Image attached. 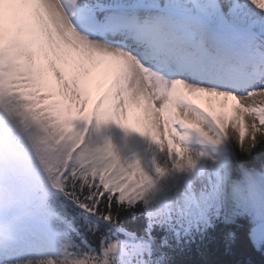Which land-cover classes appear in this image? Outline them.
Masks as SVG:
<instances>
[{
	"label": "snow or ice",
	"instance_id": "6c2138e0",
	"mask_svg": "<svg viewBox=\"0 0 264 264\" xmlns=\"http://www.w3.org/2000/svg\"><path fill=\"white\" fill-rule=\"evenodd\" d=\"M5 102L93 165L87 198L96 209L105 199L134 204L155 182L139 160L121 166L111 140L93 135L107 125L174 155L178 170L180 161L191 169L193 144L264 141V0H0ZM261 185L264 172L253 181ZM245 211L264 242V194ZM165 215L192 222L206 207Z\"/></svg>",
	"mask_w": 264,
	"mask_h": 264
},
{
	"label": "trees",
	"instance_id": "16d2710c",
	"mask_svg": "<svg viewBox=\"0 0 264 264\" xmlns=\"http://www.w3.org/2000/svg\"><path fill=\"white\" fill-rule=\"evenodd\" d=\"M19 133L23 135L32 163L43 168L47 172L44 176L56 186L63 154L69 147L33 140L31 131H24L22 127H19ZM73 163L62 180L64 196L58 192L47 196L40 215L46 224L61 230L62 237L70 240L76 256L87 260V264H105V261L107 264H161L162 256L166 264H264V243L256 248L248 237L257 222L245 209L258 194L251 193L246 184L238 190L236 197L238 203L243 202L244 210L234 216L232 223L223 219L222 210H215L216 204H221L220 199L208 203L203 196L187 200L184 206L206 207L204 218L189 222L173 216L165 222V213L173 210L152 216L151 205L142 199L134 204L113 200L110 206L105 199L96 209L95 201L87 198L92 191L88 185L93 165L80 154ZM42 187L32 181L29 193L37 196ZM261 192L264 194V185ZM200 200H204L205 205H201ZM81 203H86L88 210L79 207ZM233 206L239 207L236 203ZM105 215L108 220L104 219ZM114 228L126 230L137 239L124 240L125 236ZM149 240L156 242L159 252ZM112 246L115 247L110 251Z\"/></svg>",
	"mask_w": 264,
	"mask_h": 264
},
{
	"label": "bare ground",
	"instance_id": "6f19581e",
	"mask_svg": "<svg viewBox=\"0 0 264 264\" xmlns=\"http://www.w3.org/2000/svg\"><path fill=\"white\" fill-rule=\"evenodd\" d=\"M93 135L111 140L113 148L124 166L139 160L143 170L157 184L165 183L168 180L176 182L182 172L188 168L184 161H180L185 166L183 170H178L174 167L176 163L174 155L169 157L166 151H160L145 137L134 132L125 133L123 129L114 124L105 126L98 134L94 132ZM191 147L192 160L197 157L196 151L201 156L207 151H211L221 157L229 166V185H233L239 178H248L254 171L264 172V141H261L255 148L249 147L248 142L245 141L244 148L241 149L237 146L234 136H231L227 142L218 147L198 144H193ZM157 167L163 168L165 173L158 174L155 171ZM207 178H209V173L203 174L198 181L201 183ZM2 192L4 191L0 190V193ZM2 201L3 194H0V203ZM10 210L15 211V208L11 206ZM0 231L1 238L24 249V254L19 259L7 261L10 264H50V262L52 264H69L61 255L46 250V247L50 245L45 242L44 237L34 236L31 231L26 230L1 229ZM31 244L36 248V252L28 250Z\"/></svg>",
	"mask_w": 264,
	"mask_h": 264
},
{
	"label": "rangeland",
	"instance_id": "374dc122",
	"mask_svg": "<svg viewBox=\"0 0 264 264\" xmlns=\"http://www.w3.org/2000/svg\"><path fill=\"white\" fill-rule=\"evenodd\" d=\"M5 104H7V103L5 102ZM7 108H8V111H9L11 117L19 118V119H22L24 121H27V122L31 123L21 113H19L17 111H13L8 106H7ZM35 127L37 128V133L45 136V134L37 126H35ZM192 162H193V164H192L191 169L187 168L186 171H183L182 175H181V178L176 183V187L175 188L178 190V192H181L183 190L184 182H182V180H187V178H190L191 180H198V179L202 178V174L203 173H207V171H208L207 167L210 164L209 161H208V158H206L205 161H198V159H195V160H192ZM223 164H224L223 162H219L218 164H216V166L221 167ZM221 173H223V169H222V171H221V169H219V174H221ZM259 173H261V172L260 171H254L253 173H250L249 178L251 179L252 183L254 181V180H252V178L255 179ZM245 179L246 178H239L238 180H236L233 183V186L227 184L228 182L226 181L227 186H225L220 191L221 195H220L219 199H220L221 204H222V202L224 203V201L226 200L228 202V204L232 206V210L231 211H229L227 213L224 212V216H225L224 219H226V220H233L234 216L239 215L240 213H242L241 211L244 208L243 207L244 204H243V202L238 203L236 197H237L238 190L241 189L242 187H244L245 182H241V181H243ZM215 181H216V177L214 175H212L210 177L209 181L207 183H205V185H202V186H204V192L205 193L209 192V190L212 189V184ZM170 182L172 184L175 183L174 181H170ZM0 183H7V184L12 185L14 187L15 196H16V204H17L21 200V195L20 194L22 192V182L20 180H16V179L5 180L4 181L3 179L0 178ZM202 186L200 185V183H197L196 188L198 190H200V189H203ZM228 186H230V189L228 190L229 193L226 192V188H228ZM250 187L251 188H248V190L251 191V193H256V192L253 191L254 188H252V186H250ZM259 187H260V189H258L256 187V190L257 191L259 190V192H257L258 195L262 194V192H261L262 185L259 186ZM171 188H173L171 185L163 187V188H160L158 185L146 184L145 187L142 190L146 192L147 197H149L153 202H157L159 200L161 202V201H165L166 197L171 198V196H170L171 193H172L171 192ZM222 194H224V196ZM197 195H199V193H197ZM225 195H226V198H225ZM181 197H182V195L178 194L177 196H173V198H171V201L173 199L172 204H173V208L174 209L184 206V203H183V200L181 199ZM210 199H212V198H207L206 199L208 203H209ZM200 203H201V205H205L204 204V200H200ZM234 203L238 204L239 207L233 206ZM173 208H172V210H173L172 212H175V210ZM20 211H23V212L19 216L21 217L22 215H25L23 217H25L24 219L26 220L29 217V215L32 214L33 208L30 209V207H25V209H22L20 207ZM28 213H29V215H28ZM153 215H156V214L154 212H152V216ZM11 217L15 220V223H19L20 222L19 224L22 225V222L24 221V219L19 220L18 216L13 215L10 212H7V214L5 216V219L11 218ZM152 244L155 245L153 242H152ZM66 258H67V260L69 261L70 264H74L70 260L69 256H66Z\"/></svg>",
	"mask_w": 264,
	"mask_h": 264
},
{
	"label": "water",
	"instance_id": "95a60500",
	"mask_svg": "<svg viewBox=\"0 0 264 264\" xmlns=\"http://www.w3.org/2000/svg\"><path fill=\"white\" fill-rule=\"evenodd\" d=\"M250 240H251V242H253V243H255V244H257L259 241H257L256 239H255V237H254V231L251 233V235H250Z\"/></svg>",
	"mask_w": 264,
	"mask_h": 264
},
{
	"label": "clouds",
	"instance_id": "9594fccd",
	"mask_svg": "<svg viewBox=\"0 0 264 264\" xmlns=\"http://www.w3.org/2000/svg\"><path fill=\"white\" fill-rule=\"evenodd\" d=\"M42 195H43L42 193H39V192H38V193H37V198H42Z\"/></svg>",
	"mask_w": 264,
	"mask_h": 264
}]
</instances>
